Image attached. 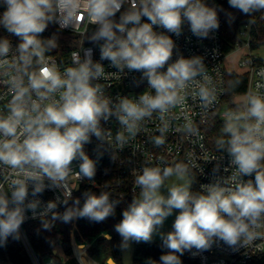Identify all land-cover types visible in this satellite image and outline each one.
<instances>
[{
  "label": "clouds",
  "instance_id": "obj_1",
  "mask_svg": "<svg viewBox=\"0 0 264 264\" xmlns=\"http://www.w3.org/2000/svg\"><path fill=\"white\" fill-rule=\"evenodd\" d=\"M2 3L5 11L0 15V27L20 41L18 56L8 66L17 72L32 67L33 62L37 67L27 73V86L22 79L11 77L12 97L7 114L0 115V164L11 169L14 177L7 191L0 186V241H6L10 235L18 236L27 213L31 212L33 218L37 216L41 202L35 197L45 190H62L63 198L58 195L55 201H49L40 215L51 212L52 219L65 223L74 218L103 222L115 214L117 203L110 201L107 192H85L82 207L79 199L73 201V207H67L72 199L68 179L73 174V162H79L74 174L80 180H93L100 155L91 158L85 145L93 137L103 141L102 120L115 115L128 135L134 136L141 121L154 112L163 114L175 107L181 93L197 77H205L201 57H179L170 63L176 45L169 34L179 37L187 22L194 36L207 39L219 28L217 10L206 0ZM229 5L245 15L264 10V0H229ZM82 18L95 26L89 43L99 45L100 61H108L118 71L141 73L151 92L135 99L122 97L114 109L94 83L102 78L105 69L93 60L91 48L84 50L83 59L73 60V66L63 71L44 62L46 48L53 46V42L46 45L40 37L49 24L64 29L76 22L83 23ZM142 18L148 22H142ZM154 26L164 31H155ZM10 49V40L0 39V58L6 60ZM197 87L199 99L209 102L212 91L202 84ZM115 139L121 145L127 142L121 133ZM164 142L163 135L155 138L157 146ZM217 144L235 167L232 186H225L227 181L210 183L202 186V192L193 193L189 183H178L163 195L160 190L165 181L174 175L182 177L186 168L180 164L146 165L139 170L134 181L139 195L123 210L122 220L114 226L122 238V249L129 248L131 242L151 243L158 234L162 249L167 250L160 256V264H182L185 251H207L217 241L238 250L264 237V97L250 94L242 112L226 113L223 135ZM253 174L254 180L244 179ZM58 202L66 206L62 216L54 211ZM174 212L172 230L161 232ZM147 264L156 261L149 258Z\"/></svg>",
  "mask_w": 264,
  "mask_h": 264
},
{
  "label": "built area",
  "instance_id": "obj_2",
  "mask_svg": "<svg viewBox=\"0 0 264 264\" xmlns=\"http://www.w3.org/2000/svg\"><path fill=\"white\" fill-rule=\"evenodd\" d=\"M218 21V30L211 32L207 39H198L194 36L187 22L183 25V31L179 37L169 34L176 45L170 63L179 57H201L206 68L205 77H197L196 81L181 93V99L175 107L163 114L154 112L150 117L141 121L138 132L134 136L128 135L115 115L107 121L102 120L103 141L93 137L92 142L85 145V151L91 158L96 159L97 155H100L96 164L95 177L91 181L80 180L74 174L75 171H78L79 162L74 161L73 174L68 179V187L72 191V199L69 201L74 200L79 191L84 188L97 195L107 192L110 201L117 202L115 207L125 209L139 195V188L134 183L135 176L146 165L162 167L182 165L197 177L198 193L202 192V186H207L210 183L227 181L225 186H232L235 167L230 163L226 151H215L208 145L205 127L217 111L222 120H225L226 113L242 112L250 94L264 97V75H261L264 70V59L249 54L241 61L240 65L246 68L248 74V87L243 95L244 99L233 101V104H238L239 107H234L229 103L227 109H222L227 93V69L224 64L226 55L222 43L223 24L221 19L218 18ZM142 22L148 21L146 18H142ZM91 26L94 25L90 24L87 19H83V23L76 22L71 27L64 29L58 26L70 34V39L76 42L77 46L70 52L66 62H60L52 55H44V62L55 65L63 71L65 67L73 66V60L83 59L84 50L91 48L93 60L100 62L105 69L102 78L94 83L100 86L103 95L111 101L114 109L122 97L135 99L144 92H151L147 81L141 78V73L129 72L127 69L118 71L116 68L110 67L108 61H100L99 45L86 44V37ZM254 27V24H248L239 30L237 45L242 44L241 41L244 40H240V38L244 37L246 39L244 42L250 51L254 50L252 49L253 44L264 46V35L255 34ZM154 30L164 31V29L155 26ZM10 43L11 49L7 59L0 58V115L7 114V105L12 97L11 77L16 76L18 79H22L25 86L28 83V72L25 68L22 72H17L14 67L8 66L10 63H14L18 56L17 44L14 41ZM73 53H79V56H74ZM36 67L37 65L32 67L31 72L35 71ZM201 84L212 91V98L207 103L201 101L197 95V85ZM32 99H35L34 94ZM48 102L50 101L43 103ZM117 133L124 135L127 142L122 145L118 144L115 139ZM161 135L165 142L157 146L155 138ZM13 178L12 170L6 165L0 164V186H3L5 191L8 190V185ZM239 179L236 177V180ZM244 179L254 180V174L252 177H244ZM58 195L63 198L62 190H45L35 197L41 202L37 216L33 218L31 212L27 213L20 226L18 234L33 264H56L54 256L61 259L60 251L63 252V249L60 246H54L51 254L39 258L35 254L24 228L25 222L42 219L52 214L51 212L46 215L39 213L49 201H55ZM29 199L33 198L30 196ZM59 204L62 203L58 202L57 206ZM71 235L75 240L73 232ZM82 245L85 246V244ZM85 251L87 253L86 247ZM263 253L264 237L258 238L247 247H240L238 250L228 247L222 241H217L207 251L197 252L196 249H192L190 256L197 261V264H253L256 258ZM47 258H51V260L46 261ZM0 264H2L1 255Z\"/></svg>",
  "mask_w": 264,
  "mask_h": 264
},
{
  "label": "trees",
  "instance_id": "obj_3",
  "mask_svg": "<svg viewBox=\"0 0 264 264\" xmlns=\"http://www.w3.org/2000/svg\"><path fill=\"white\" fill-rule=\"evenodd\" d=\"M206 3L216 8L218 18L222 20V43L225 55L236 49L239 37L238 33L243 26L254 24L253 32L264 35V10L245 15L237 9L230 7L229 0H206ZM4 11L5 6L0 1V15ZM118 16L119 13L117 14V19ZM94 28L95 26L90 27L88 36L86 37V44H93L89 43V37ZM3 38L9 39L10 42L14 41L17 47L20 43L17 37L8 34L6 30L0 27V39ZM40 39L46 45L49 41L53 42V46L46 48L44 55H52L60 62H66L70 52L77 46V43L70 39V34L61 30L54 23L49 24ZM258 47L259 45L257 44L252 45V49ZM34 66H36L35 62L32 64V67ZM32 67L25 69L30 73ZM226 78L227 93L223 102H228L234 107H239L238 104H233V101L239 96L244 95L247 91L248 74L246 72L227 70ZM224 122L225 120L220 119L217 111L205 127L207 143L215 151H224L220 150L217 144L218 138L223 135ZM191 174L195 178L191 191L198 193L197 177L192 171ZM85 192L90 191L82 188L75 198L80 201L79 207L83 206ZM74 200L69 201L67 207H73ZM65 210L66 206L62 203L54 211L62 216ZM123 210L115 207V214L100 223L90 221L87 218H74L70 222L65 223L62 219H52V214H50L42 219L25 222L24 228L31 246L39 258H44L48 254H51L54 246H60L65 255L63 261L59 259L60 264H105L110 258H113L117 264H120L121 239L115 231L114 226L122 220ZM72 232L76 240H73V244L71 238ZM105 233L111 236L110 239ZM82 244H90L87 253L85 246ZM161 244L162 241L136 245L134 264H147L149 258L156 261V264H160V256L167 251L166 249H162ZM0 255L2 264H33L19 234L18 236L10 235L6 241H0ZM181 261L182 264H197V261L190 256L189 251H185L183 256H181ZM253 264H264V253L258 256Z\"/></svg>",
  "mask_w": 264,
  "mask_h": 264
},
{
  "label": "rangeland",
  "instance_id": "obj_4",
  "mask_svg": "<svg viewBox=\"0 0 264 264\" xmlns=\"http://www.w3.org/2000/svg\"><path fill=\"white\" fill-rule=\"evenodd\" d=\"M240 40H246L244 37H241ZM241 41L242 44L237 45L236 49L232 52H230L229 54L226 55L225 60H224V64L225 67L228 71H237V72H246V68L242 67L240 65L241 61L248 56L249 54L252 55H257L261 58L264 59V46H259L258 48L251 50L248 48V46H246L245 42ZM238 100L242 101L244 99V96H239L237 98ZM229 103L225 102L222 106V109H227ZM194 176L191 174V171L189 169H186V172L183 174L182 177L180 176H172L170 177L168 180L165 181L163 187L161 188V194L163 195H167V190L168 188L172 185V184H178V183H189L191 185V189L193 187V183H194ZM175 215L176 213L174 212L172 216L168 217L166 219V221L164 222L163 227L160 229L161 232H168L172 230V224L174 222L175 219ZM108 233H105V235H107ZM72 236V235H71ZM72 238V237H71ZM121 239V243H122V238ZM74 240V238H72V241ZM161 241L160 236L154 235L152 242H159ZM73 244V243H72ZM138 244H146L144 242H140V243H136V242H131L130 243V247L127 249H122L121 251V261L120 264H134V256H135V247ZM81 245V244H80ZM88 245L90 246V244H85V247L88 248ZM57 263L56 264H60L59 263V258L54 256ZM60 258L62 259V261L65 258L64 252L60 251ZM94 260H96L95 258H93ZM109 260V259H108ZM98 261V260H96ZM101 264V263H100ZM105 264H110L109 261H107Z\"/></svg>",
  "mask_w": 264,
  "mask_h": 264
},
{
  "label": "water",
  "instance_id": "obj_5",
  "mask_svg": "<svg viewBox=\"0 0 264 264\" xmlns=\"http://www.w3.org/2000/svg\"><path fill=\"white\" fill-rule=\"evenodd\" d=\"M108 237H111L109 234H107ZM51 258H47L46 261H50ZM109 263L112 262V264H117L116 261L113 259V258H110L109 260ZM80 263V262H79ZM81 264V263H80Z\"/></svg>",
  "mask_w": 264,
  "mask_h": 264
},
{
  "label": "crops",
  "instance_id": "obj_6",
  "mask_svg": "<svg viewBox=\"0 0 264 264\" xmlns=\"http://www.w3.org/2000/svg\"><path fill=\"white\" fill-rule=\"evenodd\" d=\"M88 247H89V245H88ZM86 249H88L87 247H86ZM88 255V254H87ZM89 256V255H88ZM90 257V256H89ZM92 258V257H91ZM93 259V258H92ZM98 263H100L99 261H97Z\"/></svg>",
  "mask_w": 264,
  "mask_h": 264
}]
</instances>
